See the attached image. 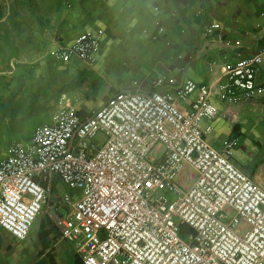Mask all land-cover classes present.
Here are the masks:
<instances>
[{
	"label": "built area",
	"instance_id": "2783aa9c",
	"mask_svg": "<svg viewBox=\"0 0 264 264\" xmlns=\"http://www.w3.org/2000/svg\"><path fill=\"white\" fill-rule=\"evenodd\" d=\"M220 28L214 23L205 33ZM53 42L51 55L65 64L77 58L93 67L101 50L91 32ZM263 64L264 47L223 65L220 99L263 96ZM168 83L159 76L148 91L122 92L87 117L77 99H66L30 142L12 143L0 160V227L26 239L48 201L47 183L58 176L78 194L63 197L68 213L54 223L83 264H264V188L232 162L237 139L222 150L207 140L212 127L202 122L218 114L214 92L194 80L163 91ZM196 93L192 109L181 110ZM185 168L194 174L188 187Z\"/></svg>",
	"mask_w": 264,
	"mask_h": 264
},
{
	"label": "crops",
	"instance_id": "0c3cea01",
	"mask_svg": "<svg viewBox=\"0 0 264 264\" xmlns=\"http://www.w3.org/2000/svg\"><path fill=\"white\" fill-rule=\"evenodd\" d=\"M156 22L164 26V33H157ZM214 23L221 28L206 34V28ZM51 30V41L41 39L37 50L32 45L33 61L20 55L17 62L55 63L50 53L53 41L70 44L86 32L99 37L101 50L93 67L77 58L64 63L58 81L54 70L45 75L41 69L28 72L26 78L32 76L21 94L22 101L28 100V95L51 96L57 109L48 123L66 99L78 98L79 115L87 117L122 92L148 91L151 81L159 76H166L169 82L163 91L194 80L212 89L211 101L218 109L213 120L202 122L204 128L212 127L207 140L222 150L226 140L237 139L239 146L232 162L264 188V155L260 149L248 148L249 143L264 138L259 132L263 130L250 128L252 122L264 127V95L229 103L217 94L225 81H219L223 65L253 56L264 47V0H69L58 26ZM263 70L264 64L257 74L259 83ZM37 75L44 77L38 84L33 79ZM136 81L139 86H135ZM196 98L197 93L182 101L181 110L190 111ZM33 133L27 141L12 143H28ZM47 187L42 223L26 239L20 240L0 227V264H83L73 243L62 237L54 223L55 218L68 213L63 197L78 192L66 187L58 176H53Z\"/></svg>",
	"mask_w": 264,
	"mask_h": 264
},
{
	"label": "rangeland",
	"instance_id": "374dc122",
	"mask_svg": "<svg viewBox=\"0 0 264 264\" xmlns=\"http://www.w3.org/2000/svg\"><path fill=\"white\" fill-rule=\"evenodd\" d=\"M68 2L69 0H0V7L4 13L1 21L3 24L0 27V160L13 141L29 140L38 125L50 122L52 114L57 109L55 100L47 94H42L41 97L36 94V98L34 95H28L26 102L22 101L21 94L26 84L30 82L32 75H28L27 78L26 75L31 69L36 72L41 69L43 75L49 69L54 70L58 81L64 72L62 68L64 63L56 58L55 63L50 64L21 63L16 59L22 55L23 58L33 61L32 45L34 44L37 50L39 47L37 42H41V39L51 41L53 36L48 33L58 26ZM41 78L44 79L42 75H37L33 79L38 84ZM32 101H35L33 105ZM250 128L254 131L263 130L259 132L264 136V127L252 122ZM104 139V134L100 133L95 141L100 144ZM248 146L249 151L253 148L259 152L260 149L264 155V138L262 142H251ZM193 175L191 169L185 170L182 175L184 179L181 182L182 187L192 181ZM168 198L174 200L175 196L171 194ZM43 218L41 214L37 217L29 234L33 228L40 227ZM189 233L190 228L182 225L183 236L187 237Z\"/></svg>",
	"mask_w": 264,
	"mask_h": 264
},
{
	"label": "trees",
	"instance_id": "16d2710c",
	"mask_svg": "<svg viewBox=\"0 0 264 264\" xmlns=\"http://www.w3.org/2000/svg\"><path fill=\"white\" fill-rule=\"evenodd\" d=\"M3 15H4V13L2 12V9H1V7H0V27H1V25L3 24V22H1L2 21V19H3ZM7 37V36H6ZM7 39V38H6Z\"/></svg>",
	"mask_w": 264,
	"mask_h": 264
}]
</instances>
